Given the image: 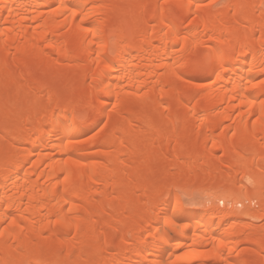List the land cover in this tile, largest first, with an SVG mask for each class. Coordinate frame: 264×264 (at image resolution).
<instances>
[{
	"label": "bare ground",
	"instance_id": "bare-ground-1",
	"mask_svg": "<svg viewBox=\"0 0 264 264\" xmlns=\"http://www.w3.org/2000/svg\"><path fill=\"white\" fill-rule=\"evenodd\" d=\"M210 3L0 0V264H264V0Z\"/></svg>",
	"mask_w": 264,
	"mask_h": 264
},
{
	"label": "rangeland",
	"instance_id": "rangeland-1",
	"mask_svg": "<svg viewBox=\"0 0 264 264\" xmlns=\"http://www.w3.org/2000/svg\"><path fill=\"white\" fill-rule=\"evenodd\" d=\"M208 2H211L209 5V7L210 8H212L211 10H214V11H217V9L218 8H221V9H218V10H222L223 8L224 9H226L225 7L227 6L226 4L228 3V0H208ZM258 8H256V13H257V15H258V12L261 10H259V8H260V6H257ZM259 14H260V12H259ZM13 51V50H12ZM72 66V65H71ZM72 67H76V65H73ZM194 77V76H193ZM195 77H202V79L203 78H205L204 76H200V75H198V76H195ZM50 78V76L48 77V79ZM50 79H52V77L50 78ZM210 78H207V79H205V81H208ZM23 92H25L24 90H20V92H18V90L17 91H13V92H11L13 95H10V98L11 97H13L12 98V101H13V99L15 100L16 99V96H17V99L15 100V101H17V100H19V99H21V96L24 94V96H25V93H23ZM21 93V94H20ZM20 95V96H19ZM15 96V97H14ZM18 96L20 97V98H18ZM111 106V105H110ZM109 106V109L111 108L112 109V107L113 106H111L110 107ZM104 124H106V119L104 118L95 128H93V129H91V130H89V131H87L85 134H83L82 136H81V138H83V139H86V140H89L88 138H90V139H93V138H95L94 136H96V135H100V132L102 133V131H103V128L105 127V125ZM168 127V126H167ZM166 127V128H167ZM169 128V127H168ZM163 129H165V128H163ZM102 130V131H101ZM149 136V135H148ZM92 137V138H91ZM222 154V152H219V155H221ZM186 187L185 188H182L181 189V198H182V201H184L186 204H191V205H194V204H197L198 206L199 205H201V204H205L206 202H207V204H205V205H208L209 203H211V198H212V195H210V194H212V192H211V190H210V188L208 187V186H201V185H197V184H187V185H185ZM188 186V187H187ZM105 195V194H104ZM104 195L102 196V197H104ZM210 197H209V196ZM101 196H99L100 197V199H101ZM107 196V194L105 195V197ZM105 197H104V199H105ZM208 198V199H207ZM106 201V200H105ZM107 202H112V203H115V200H114V198H113V200L112 199H110V200H107ZM117 202V201H116ZM199 202H200V204H199ZM213 203V202H212ZM239 205V206H238ZM237 205V207H239V208H241V204H238ZM253 206L252 207H255V208H257L258 206H257V204H256V202H253V204H252ZM196 206V205H195ZM223 208L224 207H227V206H225L224 204H222L221 205ZM254 235H257V234H254ZM70 236V235H69ZM245 246H248V249H249V247L250 248H252V244H246ZM259 261H260V259L259 260H257V263H259ZM200 262V264H201V261H196L195 263L193 262V263H189V264H197V263H199ZM203 263V262H202Z\"/></svg>",
	"mask_w": 264,
	"mask_h": 264
}]
</instances>
